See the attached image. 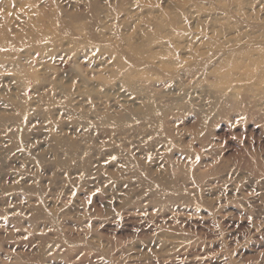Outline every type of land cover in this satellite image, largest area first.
<instances>
[{"label":"rangeland","instance_id":"obj_1","mask_svg":"<svg viewBox=\"0 0 264 264\" xmlns=\"http://www.w3.org/2000/svg\"><path fill=\"white\" fill-rule=\"evenodd\" d=\"M0 264H264V0H0Z\"/></svg>","mask_w":264,"mask_h":264}]
</instances>
